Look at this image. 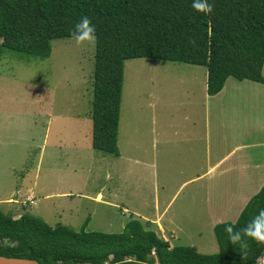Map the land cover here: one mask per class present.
Segmentation results:
<instances>
[{
	"label": "rangeland",
	"instance_id": "rangeland-1",
	"mask_svg": "<svg viewBox=\"0 0 264 264\" xmlns=\"http://www.w3.org/2000/svg\"><path fill=\"white\" fill-rule=\"evenodd\" d=\"M94 50L95 42L64 37L52 40L45 58L9 49L0 55V209L75 230L87 219L86 230L110 233L132 219L158 221L147 228L170 246L218 251L206 189L190 179L182 184L194 171L186 160L204 150L197 135L204 131L206 67L126 60L115 155L92 146ZM154 135L167 141L152 146ZM222 191L237 198L245 189ZM13 261L37 264L0 257V264Z\"/></svg>",
	"mask_w": 264,
	"mask_h": 264
},
{
	"label": "trees",
	"instance_id": "trees-1",
	"mask_svg": "<svg viewBox=\"0 0 264 264\" xmlns=\"http://www.w3.org/2000/svg\"><path fill=\"white\" fill-rule=\"evenodd\" d=\"M89 17L96 28L92 73V146L119 154L118 132L124 64L133 58L203 65L206 90L218 93L226 79L264 83V0H213L211 13L193 0H0V55L5 49L47 57L56 38L72 37ZM264 209V186L234 222L213 227L218 251L170 246L137 219L120 232L79 230L23 213L0 209V257L37 264H259L264 242L229 240L227 226L243 229Z\"/></svg>",
	"mask_w": 264,
	"mask_h": 264
},
{
	"label": "crops",
	"instance_id": "crops-1",
	"mask_svg": "<svg viewBox=\"0 0 264 264\" xmlns=\"http://www.w3.org/2000/svg\"><path fill=\"white\" fill-rule=\"evenodd\" d=\"M202 107L204 131L197 135V141L203 142L204 150L193 148L201 157L193 153L197 159L186 160L187 167L194 171L182 184L191 180L206 189L207 212L209 219H215L214 227L226 220L234 222L248 200L264 186V83L229 76L218 93H206ZM151 140L155 146L158 141L166 142L167 137L154 135ZM231 186L244 188V194L226 197L222 189ZM155 201L159 202L157 198ZM214 203L218 216L213 214ZM149 222L158 225V221Z\"/></svg>",
	"mask_w": 264,
	"mask_h": 264
},
{
	"label": "clouds",
	"instance_id": "clouds-1",
	"mask_svg": "<svg viewBox=\"0 0 264 264\" xmlns=\"http://www.w3.org/2000/svg\"><path fill=\"white\" fill-rule=\"evenodd\" d=\"M194 9L211 13L213 0H193ZM72 39L76 44H94L96 40V28L91 19L82 17L75 24L72 30ZM229 233V240L233 244H239L241 249L246 247V238L251 237L256 241L264 242V209H261L256 216L241 230H233L229 225L226 228Z\"/></svg>",
	"mask_w": 264,
	"mask_h": 264
},
{
	"label": "built area",
	"instance_id": "built-area-1",
	"mask_svg": "<svg viewBox=\"0 0 264 264\" xmlns=\"http://www.w3.org/2000/svg\"><path fill=\"white\" fill-rule=\"evenodd\" d=\"M28 200H29L31 203L33 202L32 198H29Z\"/></svg>",
	"mask_w": 264,
	"mask_h": 264
}]
</instances>
